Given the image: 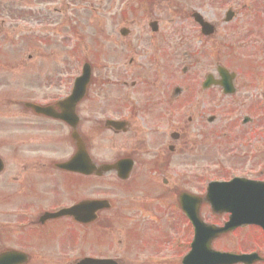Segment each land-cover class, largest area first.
<instances>
[{
	"label": "flooded vegetation",
	"instance_id": "obj_1",
	"mask_svg": "<svg viewBox=\"0 0 264 264\" xmlns=\"http://www.w3.org/2000/svg\"><path fill=\"white\" fill-rule=\"evenodd\" d=\"M42 1L45 3L34 4L29 10H24L27 12L21 13L19 10L15 17V26L22 30L20 23L29 24L30 28L27 33H29L31 39L47 44L51 41L49 27L52 25L53 12L50 0ZM258 1L260 6L263 0ZM86 7H92L89 0ZM244 19V12H235L232 21L223 22L225 26L223 30L225 37L224 61L226 68L235 74L232 81L233 91L230 94H226L225 89L222 87H204L203 82L208 72L188 68L187 71L183 70V74H180L176 68H171L176 71V77L166 73L160 74L158 66L164 67V62H160L158 59L156 62H154L156 59L149 61V67L151 68H147V76H145L143 84H140L136 91L133 90L136 86L126 91L127 94L136 93L135 96L130 98V101L137 113L140 112L138 118L144 126V139H147V131L152 130V126L156 125L171 126L178 134V138L188 145L181 144L183 142H175L174 145L177 150L183 148L194 154H205V156L210 155L212 157V144L214 141L220 143V148L215 151L216 158L212 157L213 164L206 172L208 176L212 177L214 171L213 181L208 182V184L217 181L226 184L232 182V184L244 186H250L253 183H264V161H261V156L264 155V128H261V113L264 108V22L253 21L244 24ZM4 24L5 21L2 22V25ZM157 52L152 53L153 56L150 59H153ZM157 56L163 58L165 54L160 53ZM245 72H249L250 77L246 76ZM174 80H177V84H174ZM175 89H179V91H174ZM171 92L172 95L168 98ZM15 120H19V118H15ZM262 120L264 121V119ZM223 121L226 124L223 131L214 132V124H223ZM16 124H6L4 118L0 117V158L4 162L2 166L0 165V188L2 192V198L0 197V221L3 222V224H0V229L7 228L11 224L18 229L16 231L0 230V254L13 251L10 250L13 247L5 244L7 238L19 237L17 244L20 245L25 242L23 237H25L26 231L29 233L36 232L38 225L42 229L47 228L48 225H50V229H55L57 226L65 224H75L82 232L85 228V225L70 221L72 219L67 220L69 218H60L41 224L40 218L45 213L58 212L56 207L47 208L41 202L13 205V196L20 192L17 188L23 186L28 179V175L37 171L38 167L36 162L32 164L26 160L19 161V159L15 161L14 166L6 165L3 158L5 153L12 152L14 156L25 155L28 153L27 146L30 147L26 136L18 132ZM164 142L165 138H162L158 143H153L160 145ZM38 153L40 151L35 150L30 155L35 156ZM67 160L68 156L66 155L61 162L64 163ZM38 164L41 165L40 162ZM49 166L51 167V165ZM52 166L55 167L56 164ZM9 167L10 170H8ZM192 169L190 171H194ZM75 175L78 177L79 186L83 187L85 177ZM75 175L72 177L74 178ZM179 176L171 174L155 175L153 181L157 183V188L168 192V196L161 198L158 197V193L156 195L149 193L145 196L131 194L128 204L124 207L120 206L119 208V206L110 203L109 208L104 209L106 206L100 207L103 209L94 212L98 222L107 216L115 217V215L124 213L125 215L122 217L130 222L131 228L127 232L131 233L132 241L139 242L143 247L153 242V250H158L163 243V237L159 235L155 238V231L149 228V224L158 221V218L162 215L158 211L162 208L176 209L178 215L181 216L176 226L190 246L195 236V229L190 225L181 208L182 195L189 193L196 195L190 198L191 201L195 198L201 199L198 210L199 216L204 219V222L224 227L229 222L231 215L230 213L213 212L211 204L205 200L207 182H201L198 178L185 179L186 176L181 174ZM195 188H200V190L196 191ZM241 188L240 186L234 187V185L228 186L226 195L232 200L226 202H232L233 204L253 203L261 194L258 190H254L255 197L253 200H248L237 193L236 190ZM218 196L219 192H215L214 198H218ZM85 200H87L86 197H81L78 202H84ZM222 200H224V197H222ZM189 203L191 204V202ZM192 204L196 208L195 202H192ZM70 206L72 205L63 204L60 207L63 209ZM233 208L238 209L235 206ZM153 210L157 212H153ZM85 214L87 212L83 210L80 218H86ZM251 228L256 229L257 227ZM113 230V227H109L105 232ZM241 231H243V227L224 236L239 235ZM144 234H148L150 237L145 238L142 236ZM30 242L33 243V240L31 239ZM56 250H59V248ZM77 250L79 254L72 264L86 258L83 243L80 244V248H77ZM109 258L117 259L115 251L112 257ZM29 261L25 264H29Z\"/></svg>",
	"mask_w": 264,
	"mask_h": 264
},
{
	"label": "rangeland",
	"instance_id": "obj_2",
	"mask_svg": "<svg viewBox=\"0 0 264 264\" xmlns=\"http://www.w3.org/2000/svg\"><path fill=\"white\" fill-rule=\"evenodd\" d=\"M40 1L41 0H0V5L1 9L6 6L14 8L16 5L27 8L28 6L31 7L34 4L41 3ZM89 1L93 8H85L88 0H52L51 7L54 23L52 25V43L50 46H47V50H44L43 45L40 47L32 42H23L22 35H24L29 29V24L20 23L23 28L21 30L13 25L9 12L3 10L1 13L0 52H3L5 55L0 54V110L4 117L10 118V123H18L16 126L20 134L26 136L29 132L34 133L38 131L41 137L56 136L58 131L62 129L61 125L55 123L46 129L44 123L40 122L43 120L38 118H35L36 120H39L36 122L37 125H33L34 120L32 117H35L34 114L24 111L22 108H18L16 105L12 104V100L16 99L14 98V93H18V96L20 95L19 99L21 100H25L24 98L29 96L31 88V83L29 86V82L35 73V70L41 71V69H52L48 74L43 73L40 78L37 77V75L34 77L36 80H44L45 82L41 88H35L39 99L43 97L44 92L50 93L51 99H59L64 96L66 92L65 86L59 84L58 81L63 69H67L69 82H71V80L77 75L75 69H77L78 57L84 56L91 59L90 55H86V46L91 43L93 44L95 37L102 38V43L100 44L101 49H106L109 52L110 57L115 51H119L122 52L121 54L127 59V52H125L127 47H125V45L128 43V40L121 38L120 31L122 28H128L132 32L128 35V37L131 38L129 43L136 44L141 40L145 43V47L150 49L151 46L147 44L149 38L157 39L169 36L170 39L173 38L171 41V48L177 46V50L171 52H175V54L178 53V55L180 54L179 58L181 64L183 62L184 53H187L202 59L200 65L196 64V68L207 70L211 68V72H214L216 66L218 64L222 65L223 63L221 36L218 35L211 40L208 39L205 41L203 36L201 37L200 34H196L198 29L191 18V14L193 12H200L207 20L218 23L217 27L220 30L223 28L221 26V21L224 18L226 10L230 7L240 10L241 8L239 4L244 0H225V5L222 4V0H160L153 5H149L145 0ZM246 2L251 5L254 0H246ZM227 3L228 5H226ZM256 4L257 0L255 3L257 15L254 16V20L245 19L244 24L248 22L252 23L253 21L264 22V15L260 14L264 10V0L260 6ZM69 5H73V8H70ZM131 9L133 12L130 14L128 11ZM56 10L61 11V13L55 14ZM86 10L89 11L86 12ZM244 13L247 12L245 11ZM124 14H126L125 18ZM3 21L7 22L5 26H2ZM153 21L159 23V27L163 31L162 34H159V32L157 35H154L151 32L149 24ZM112 36L116 39L111 40L110 42L106 40V37L111 38ZM180 37L182 38L181 41H179ZM88 41H90V44ZM93 50L94 52H97L94 47ZM29 55H33L34 58L29 59ZM96 57L97 55L95 54V58ZM211 65L212 67H210ZM92 67L93 71H96L97 82L102 83L104 79L110 78V68H121L123 65L116 64L114 57H111L107 59L101 58L100 60L94 61ZM245 75L250 77L249 72H245ZM48 83L51 85L49 86ZM38 90H40V92ZM3 94H5V97ZM14 117H19V120H15ZM221 127L222 125H215L214 132L220 131ZM181 144L188 146L185 141ZM219 148L220 143L214 141L212 144L213 158H216L215 151ZM27 150L29 153L35 151L36 148L27 146ZM39 151L40 153L36 156H41L42 158L47 157L48 159L50 158L49 155H51L52 158L63 156V152L61 151L58 142H55L54 146L50 145L49 148L43 146ZM183 159H185V157L180 156V161ZM14 165L15 164H13V166ZM128 187L134 188L135 191H138L136 189L149 191L152 195L158 193V197L161 198L169 195L168 192L158 189L156 184L147 182V177L144 175V169L142 167L136 171L135 176L132 182L128 184ZM53 188L55 191L52 190ZM17 189L20 192L13 196L14 206L26 204L27 202L40 203L41 201H44L49 203L51 200H65V191L71 193L73 197L84 194L88 191L87 188L83 189L82 187L79 190L78 186L73 184L71 178L62 175H56L51 178L50 174H39L36 171L30 173L26 183L23 186H19ZM0 197L2 198L1 188ZM53 205H55V203H53ZM167 226L170 225L162 224L160 230H166ZM7 228L10 229V231L18 230L12 225H9ZM49 232H51V234ZM30 233L34 239L38 240V243H34V245L30 247L34 250L42 249L45 255V260H47L49 264H60L53 258V255L59 256L62 255L63 252H71L72 249H67L68 247L80 248L78 241L70 236L65 230H59L58 232L45 230V232L39 231ZM74 236H77V231L74 232ZM142 236L145 238L150 237L148 234ZM238 238L239 250L245 252L259 250L264 252V249L260 246V242L261 245L264 246V238L258 230L248 228L241 231ZM18 239L19 237H14L15 241ZM87 242L94 248H97L99 243L97 234H94L92 231L87 238ZM152 244L153 242L147 244L144 249H150ZM11 245L14 244L12 243ZM124 245V236L118 231L114 245L108 249L107 253H105L106 249L104 251L87 252L98 256H112L113 252L116 250L119 252V254H117L119 257H124L123 262H125V264H140L137 263L134 258H130L131 255L124 251ZM217 245L218 247H224L225 245L236 246V242L234 240L231 244L219 241L217 242ZM57 248L60 249L54 253ZM36 255L41 256V253H37ZM166 255H169L168 250L162 252L160 257ZM71 257V253L62 256L63 259H60L61 264H71L74 260V258Z\"/></svg>",
	"mask_w": 264,
	"mask_h": 264
},
{
	"label": "water",
	"instance_id": "obj_3",
	"mask_svg": "<svg viewBox=\"0 0 264 264\" xmlns=\"http://www.w3.org/2000/svg\"><path fill=\"white\" fill-rule=\"evenodd\" d=\"M197 19L199 21H201V19L199 17H197ZM203 27H204L203 28L204 30L207 28L205 25H203ZM221 259L224 262L227 261L224 264H236V263H239V262H247V261H249V264H252L253 262L259 260V257L257 255H251V256H228V255H222ZM228 261H230V262H228ZM222 262H221V264H223Z\"/></svg>",
	"mask_w": 264,
	"mask_h": 264
}]
</instances>
